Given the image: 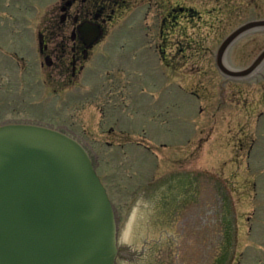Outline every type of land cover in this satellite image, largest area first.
<instances>
[{"label": "rangeland", "instance_id": "1", "mask_svg": "<svg viewBox=\"0 0 264 264\" xmlns=\"http://www.w3.org/2000/svg\"><path fill=\"white\" fill-rule=\"evenodd\" d=\"M58 1L0 0V21L1 17L15 21L12 24L8 20L10 25L4 23L5 33L0 32V39H14L13 36L19 39L27 34L24 30L21 34V30L30 23H21V15L28 22L31 20L35 28H41L43 13ZM170 1L178 7L206 12L208 16L216 5L214 0H163V3ZM219 4L222 13L210 31L195 32L180 25L173 34L178 37L174 38L168 35L166 24L161 26L164 39L181 40L186 46L188 39H193L192 45L196 44L192 46L195 56L192 60L180 59L179 71L174 75L178 87H188L195 94L186 98L179 91V118L171 128H166L170 126L167 115L157 118L155 112L146 111L155 107L159 92L153 84L155 60L141 45L159 38L160 22L155 14H152L155 22L135 17L128 23L108 26L102 37L112 45L113 57L146 68L141 81L145 92H135L141 109L134 110L130 103L122 104L120 96L105 107L101 101L94 100L91 104L92 99L79 97L87 92L80 87L86 90L102 81L92 61L78 83L80 87L73 86L64 93L68 103L63 114L58 113L57 106L63 92L55 94L50 89L44 102L42 89L39 94L21 93L23 90H17V81L11 75L13 71L2 65L0 124L6 118L16 117L59 130L64 127L88 151L93 149L96 153L97 173L118 220L117 239L122 256H118L116 264H264V115H260L264 111L261 95L264 64L254 76L228 77L235 80L225 82L226 75L216 71L215 60L220 44L233 32L247 23L264 20V0H256V6L252 0H222ZM7 30L14 35L9 36ZM99 48L95 53L99 54ZM205 50L208 52L202 57ZM10 51L13 50L8 48L6 52ZM263 51L264 31L245 34L237 39L227 56V69L235 72L244 71L242 67L249 69ZM124 60L114 74L118 83L124 77L119 71L125 69ZM165 75L168 78L173 73ZM31 103L39 106L32 107ZM258 106L260 110H251ZM245 135L249 139L245 140ZM188 137L190 155L180 152L173 158L160 155L167 151H158L159 143L182 149ZM241 139L249 142L244 150L240 149ZM138 142L151 150L138 149ZM180 221L184 222L182 227ZM126 231H129L127 237ZM190 245L194 248L192 258L182 255L183 248Z\"/></svg>", "mask_w": 264, "mask_h": 264}, {"label": "flooded vegetation", "instance_id": "2", "mask_svg": "<svg viewBox=\"0 0 264 264\" xmlns=\"http://www.w3.org/2000/svg\"><path fill=\"white\" fill-rule=\"evenodd\" d=\"M214 1L216 2V5L210 11V16H208L206 12L190 10L186 7H178L173 5L174 3H171V1L163 3V0H59L58 4L52 7V9L43 13L44 18L41 19V28L38 26L35 28V26L31 24V20L28 22V18H23L21 15V23H30L29 26H26L25 29L21 30V34L23 33V30L27 34L20 35V38L18 37L19 39H15L17 36H13L14 39H0V71L3 70L2 65L4 66V69H7L8 67L9 69L7 70L13 71L11 75L15 76L17 90H23L21 93L29 94L30 92L35 91L39 94L42 92V89L44 91L42 102L49 98L48 93H50V89L55 94L63 92L61 101L58 102L57 105L59 108L58 113L63 114L67 109L68 103L67 94L64 93L68 92L73 86L78 85L80 87L78 83L84 78L83 74L88 68L87 65L92 61L96 66V70H94L98 71L97 75L99 73V77L102 81L91 87L89 86L86 90H83V87H80L83 92H87H85L86 94H81L79 97H83L87 101L92 99L90 101L91 104L96 102L94 100L101 101L102 106L105 107L111 105L112 101L118 99L120 96L123 101L122 104L126 105L127 103H130L129 107L136 108H133L134 110H137V107L141 109L142 106L140 99L137 100L135 92H145V88L141 81L142 74L147 71L146 68H142L140 64H132L128 59L125 61L120 57V59L113 57L112 55L114 53L110 51L112 45L109 42H105L106 39H103L102 37L105 36V28L108 26L128 23L130 19H134L135 17L140 20H150L155 22L152 18V14H155L157 20L160 22L159 38L155 39L153 42L154 44L150 42L141 45L148 56L155 60L154 69L156 72H154L155 81L153 84L154 87H156L155 89H158L159 92L158 97H156L157 100L155 107L153 106L151 110L148 109L146 111H149V114L155 112L154 114L157 118H162L167 115L166 117L169 119L170 126L167 125L166 128H171V124L179 118V91L186 98L189 95L195 94V92L188 87H178L175 83L174 75L179 71L178 61L180 59L189 58L192 60L193 56H195L196 53L193 51L194 48H192V46H196V44L192 45L193 39H188L187 46L183 45L181 40L172 41L171 39H164V31L161 26L162 24H166L165 26L170 30L168 35L174 38L178 37L173 36V34L177 31L180 25H182L181 28L185 30L189 29L195 32H200V30L210 31L215 28L214 21L220 19L222 13V9L219 6V2L222 0ZM252 1L256 6V0ZM35 10L39 11L40 8H35ZM27 11H29V9ZM23 19L24 21H22ZM179 19H182L184 23L181 21L179 22ZM8 20H10L12 24L15 22L10 18H8ZM8 20L7 18L3 19V17H1V33H5V24H11ZM11 27L13 28L12 25ZM88 28L91 29L89 33L87 30ZM34 29H36V32H34ZM95 30L99 33L98 39H90L93 36L92 31ZM7 31L10 33L9 36L14 35V32L10 30ZM255 32L257 31L252 33ZM25 35L27 36L25 37ZM29 36L36 37V39H25ZM179 36L182 37L181 35ZM3 37L4 36L1 35V38ZM4 42L6 45H4ZM236 43L237 39L231 43L224 52L222 62L226 68L229 67L225 64L227 56L236 46ZM222 44L223 42L220 44L215 56L216 71H219L218 73H220L221 76L222 71L219 67L218 54ZM98 47H100L99 54L95 53ZM8 48L13 51L7 53L6 51ZM206 52L208 51H202L201 56L204 57ZM122 60L125 62V69H120L119 71L123 73L124 77L122 83H118L119 79H115L114 74L116 70L118 71V66L121 67ZM230 68L233 70L248 69L247 67H242L240 69H235L233 67ZM260 68H262V66ZM260 68H258L256 72H258ZM166 73H173V75L167 78L165 75ZM223 77L225 82L235 80L226 76ZM11 79L14 80V77H11ZM168 81H171V83L169 84ZM261 91V95L264 96V90ZM116 96L117 98H115ZM79 97L76 95L78 100ZM141 102H143L142 99ZM262 102L264 105V99ZM38 103H31V106H39ZM124 108L125 107L123 106V109ZM251 110H260V106L256 109L251 107ZM141 112L143 114L146 113L145 111ZM260 113L262 117L264 111H260ZM29 120L30 119H20L15 117L6 118L2 123L31 122ZM187 120H189V116L187 117ZM223 122L225 126L226 120ZM229 123L228 125H231ZM62 129V131L68 133L70 136L79 139L67 128L63 127ZM244 139L246 140L249 138L245 135ZM253 142H255V139H253ZM240 143V149L244 150L249 142L244 143V140L241 139ZM190 144L191 139L188 137L185 147L182 149L180 148V151L178 148H170L169 144L159 143L158 151H167L163 152L165 155H160L168 158H173V156L177 157L179 152L182 155L188 156L191 154V148L189 147ZM136 147L146 152L151 150L149 146H144L141 142L136 143ZM89 152L92 155L96 168L98 169L99 163L96 153L93 152V149H89ZM157 157H159V155H157ZM165 161H167V159H165ZM162 162L163 161H161V163ZM162 165L164 164L162 163ZM255 198L258 199L260 197L255 196Z\"/></svg>", "mask_w": 264, "mask_h": 264}, {"label": "water", "instance_id": "3", "mask_svg": "<svg viewBox=\"0 0 264 264\" xmlns=\"http://www.w3.org/2000/svg\"><path fill=\"white\" fill-rule=\"evenodd\" d=\"M254 31H264V20L222 44L227 77H250L264 64V51L241 72L222 62L231 43ZM117 238L114 206L78 139L39 123L0 124V264H116Z\"/></svg>", "mask_w": 264, "mask_h": 264}, {"label": "bare ground", "instance_id": "4", "mask_svg": "<svg viewBox=\"0 0 264 264\" xmlns=\"http://www.w3.org/2000/svg\"><path fill=\"white\" fill-rule=\"evenodd\" d=\"M179 225L182 227L184 225V222L183 221H180V224ZM181 229H183V228H181ZM128 233H129V231H126L124 236L127 237L128 236ZM117 244H118V241H117ZM121 252L122 251H120V255L119 256H122ZM193 254H194V248H193L192 245L183 248V251H182V255L183 256L192 258L193 257Z\"/></svg>", "mask_w": 264, "mask_h": 264}]
</instances>
